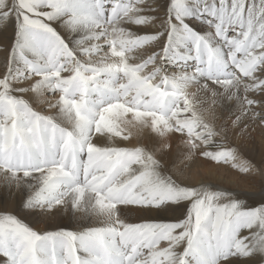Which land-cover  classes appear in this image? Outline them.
Returning a JSON list of instances; mask_svg holds the SVG:
<instances>
[{"label": "snow or ice", "instance_id": "1", "mask_svg": "<svg viewBox=\"0 0 264 264\" xmlns=\"http://www.w3.org/2000/svg\"><path fill=\"white\" fill-rule=\"evenodd\" d=\"M255 127L264 0H0V205L76 222L0 213V264H264V183H183L164 160L176 136L185 161L250 174L226 141ZM145 128L153 147L122 146Z\"/></svg>", "mask_w": 264, "mask_h": 264}, {"label": "bare ground", "instance_id": "2", "mask_svg": "<svg viewBox=\"0 0 264 264\" xmlns=\"http://www.w3.org/2000/svg\"><path fill=\"white\" fill-rule=\"evenodd\" d=\"M197 26H200L199 23ZM55 99H57L55 96L47 97V100L54 101ZM38 110L51 114L48 113L46 104L41 105ZM235 111V102H232L226 108L217 106V122L222 123L227 121L231 113ZM170 142L173 148L171 153L164 158L166 162L165 171L167 174L172 175L174 179L178 178L183 183H204L242 192L258 191L262 183H264L258 171L264 168V129L255 127L245 137L230 134L226 141L229 146L238 148L237 163L246 162L253 167V171L250 174L242 173L237 168H233L231 163L218 165L214 162L206 161L199 156L185 161L184 152L186 150L180 144L179 139L173 136ZM138 145H147L149 147L155 145V137L150 129L145 128L139 132L133 130L130 141L123 142L122 144V146L126 147ZM185 164L183 175H181L178 169ZM5 211L18 215L22 222L38 232L53 231L62 225L69 227L76 226V222L74 220L70 222L62 210H57L51 216H36L19 212L14 204L0 205V213ZM182 211L181 209L175 213H167L159 218H156L153 214L152 218L159 219L162 222H171L181 216ZM132 219L134 222H140L138 217H133Z\"/></svg>", "mask_w": 264, "mask_h": 264}]
</instances>
